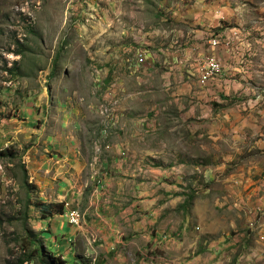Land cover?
Segmentation results:
<instances>
[{
    "label": "rangeland",
    "instance_id": "rangeland-1",
    "mask_svg": "<svg viewBox=\"0 0 264 264\" xmlns=\"http://www.w3.org/2000/svg\"><path fill=\"white\" fill-rule=\"evenodd\" d=\"M216 1L229 3L241 27L256 28L245 33L259 68L252 84L243 88L241 101L212 104L213 113L239 109L246 123L219 134L220 125L211 130L204 119L183 114L187 101L173 103L179 111L176 135L169 136L174 146L158 159L169 173L149 187L164 198L142 212L161 209L157 224L172 219L191 239L175 232L178 241H161L165 247L136 241L143 248L117 245L119 255L102 248V241H50L48 218L31 205L55 203L50 192L80 186L87 198L101 182L87 170L59 171V162L70 142L82 150L108 140L93 132L96 111L82 97L100 91L88 77H99L107 66L112 0H0V264H168V257L190 264H264V0ZM221 70L217 65L215 74ZM48 160L50 170L43 166ZM96 167L111 172L110 166ZM171 186L179 199L167 195H173L165 190ZM83 221L74 207V225Z\"/></svg>",
    "mask_w": 264,
    "mask_h": 264
},
{
    "label": "crops",
    "instance_id": "crops-1",
    "mask_svg": "<svg viewBox=\"0 0 264 264\" xmlns=\"http://www.w3.org/2000/svg\"><path fill=\"white\" fill-rule=\"evenodd\" d=\"M112 3L113 8L109 5L107 12V66L99 77H88V83L100 91L82 97L84 102L91 100L96 111L91 117L95 123L93 132L100 138L107 136L108 140L82 150L77 143L70 142L69 148L62 151L64 160L59 162V171L67 166L78 168V172L87 170L92 179L101 182L87 198L83 197L81 186L67 193L62 189L50 192L53 194L49 202H69L72 208L77 206L81 210L84 215L81 226L74 228L63 222L66 209L64 214L49 217L46 222L51 231L47 233L50 241H102V248L120 255L119 250H114L121 244L141 249L142 244L136 241H144L165 247L168 243L161 241H178L175 232L191 239L186 229L172 219L157 224L161 209L143 213L148 204L164 198L149 187L159 184L169 173L160 168L163 164L158 159L165 157L163 151L174 146L169 136L176 135L179 111L173 108V103L187 101L183 114L204 119V126L211 130L220 125L219 134L231 127L240 128L246 122L239 109L213 113L212 104L241 101L243 88L252 84L259 68L253 64L254 53L245 34L256 28L241 27L242 18L228 2L112 0ZM213 40L220 43L213 45ZM140 54L143 62H139ZM209 57L220 61L222 70L202 84L201 66ZM153 161L154 168L146 169ZM96 164L110 166L111 172L102 173ZM43 166L52 169V161ZM52 178L46 184H51ZM165 190L173 193L167 194L169 197L175 195L179 199V189L171 186ZM68 227L72 228L63 237V229ZM168 258V264H190L183 258L182 261Z\"/></svg>",
    "mask_w": 264,
    "mask_h": 264
},
{
    "label": "built area",
    "instance_id": "built-area-1",
    "mask_svg": "<svg viewBox=\"0 0 264 264\" xmlns=\"http://www.w3.org/2000/svg\"><path fill=\"white\" fill-rule=\"evenodd\" d=\"M212 44L218 45L219 42H212ZM220 64H221V62L218 61L217 59H215L214 57L207 58L205 63L201 66V69H203L202 84L208 83L210 81V79H212L218 75V74H215V67L217 65H220ZM65 205H66L67 209H69L68 215H67V217L69 219V223L71 225H74V208H72V206L69 202H65Z\"/></svg>",
    "mask_w": 264,
    "mask_h": 264
},
{
    "label": "trees",
    "instance_id": "trees-1",
    "mask_svg": "<svg viewBox=\"0 0 264 264\" xmlns=\"http://www.w3.org/2000/svg\"><path fill=\"white\" fill-rule=\"evenodd\" d=\"M25 175H26V173H25ZM25 184H26V186H30L27 181ZM31 205L35 206L39 210V212L41 213V216L43 218L53 217V216L58 215V214H64V212H65V204L63 202L47 203L44 201H36V203H33ZM38 253L41 254V251H39Z\"/></svg>",
    "mask_w": 264,
    "mask_h": 264
},
{
    "label": "clouds",
    "instance_id": "clouds-1",
    "mask_svg": "<svg viewBox=\"0 0 264 264\" xmlns=\"http://www.w3.org/2000/svg\"><path fill=\"white\" fill-rule=\"evenodd\" d=\"M65 204V203H64ZM65 209L67 210V212H66V216L68 215V211H69V209H67V207H66V205H65ZM65 213V212H64ZM68 218V217H67ZM68 222H69V219H68ZM73 226H75V225H73ZM76 227H78V226H76Z\"/></svg>",
    "mask_w": 264,
    "mask_h": 264
}]
</instances>
